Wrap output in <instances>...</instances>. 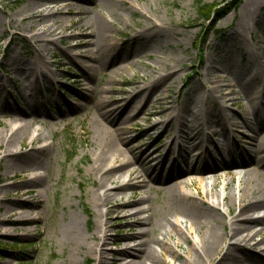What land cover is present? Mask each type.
Instances as JSON below:
<instances>
[{
  "label": "rangeland",
  "instance_id": "374dc122",
  "mask_svg": "<svg viewBox=\"0 0 264 264\" xmlns=\"http://www.w3.org/2000/svg\"><path fill=\"white\" fill-rule=\"evenodd\" d=\"M115 1L106 6L99 0H0V245L9 249L0 264H99L100 252L103 264H134L121 252L140 240L156 254L155 264H185L193 259L191 244L164 231L178 223L191 242L201 234L174 201L169 182L182 183L183 192L198 199L200 179L205 194L216 184L218 193L235 197L233 215L240 211L247 170L264 194V170L243 151L256 155L252 138L264 139V0H243L236 9L230 8L236 0ZM223 7L229 13L216 20L215 11ZM100 19L106 30L99 31ZM90 34L99 37L98 45ZM219 105L225 118H237L226 128L210 122ZM121 106L124 112L109 124L105 112ZM164 110L174 111L170 121L177 115L202 131L207 141L200 151L207 149L218 163L228 159L226 167L175 177L173 159L183 167L179 157L186 155L192 168L204 167V160L197 163L196 148L183 142L177 120L154 128L166 123L164 115L155 114ZM193 112L200 116L195 123ZM25 122H31L29 133L8 151L2 140ZM114 127H128L130 146L162 160L132 167L142 177L131 190L116 191L131 179L127 169L101 188L96 162L110 140L105 128ZM225 141L232 143L231 156ZM15 163L22 167L14 169ZM162 175L170 181H149ZM40 176V182L30 183ZM142 181L149 183L139 187ZM106 191L115 194L110 202L104 200ZM142 199L141 206L122 208ZM220 204L227 213L228 206ZM140 208L151 212L134 216ZM253 216L263 217L264 211L243 218ZM224 222L227 238L214 264L221 259L227 264L233 256L236 264H264L263 227L234 237L232 217L226 214L221 226ZM249 233L257 236L245 254L230 250ZM136 234L142 237L133 239Z\"/></svg>",
  "mask_w": 264,
  "mask_h": 264
},
{
  "label": "bare ground",
  "instance_id": "6f19581e",
  "mask_svg": "<svg viewBox=\"0 0 264 264\" xmlns=\"http://www.w3.org/2000/svg\"><path fill=\"white\" fill-rule=\"evenodd\" d=\"M102 1L103 5H108V1L111 2H117L115 0H99V2ZM124 1V0H123ZM98 2V0H97ZM101 4V3H100ZM80 9L79 11H81ZM87 13V12H85ZM98 20V19H97ZM106 24L104 23V20H99V31L106 30ZM50 32L52 30H49ZM98 35V34H97ZM93 39V44L97 42V45L99 43V37L94 34L89 35V40ZM96 40V41H95ZM148 91L146 92L147 95L145 96V102L147 103L148 100L150 99V96L152 94V91L154 90V87L149 86ZM151 92V93H150ZM122 101V100H121ZM117 103H120L119 101H116ZM154 104H157L160 102V99L157 97L155 101H153ZM124 106H121V108L117 109H109L107 112H105V117L107 121L110 122L111 117H116L120 116L119 110H122L124 112ZM225 108L222 105L218 106V109L212 113V117L210 119V122L212 124V127H216L218 125H221L223 128H226V125L228 123H231L233 120H237L233 115L229 116L228 118L224 117L225 114ZM159 117L164 115V118H167L166 123L165 122H160L154 126V128H163L165 124H170L172 121H178V130L179 133L182 134L183 142H186L190 146H194L193 148L195 149V152H197L196 156H198V161L204 160L203 165L204 167L198 168L197 166L192 168L189 167L188 161L184 159L186 155H181L179 158L182 159V162L184 165L178 166V158L173 159L172 161V169L171 170H176V176L178 178H181L180 175H189V174H202L204 172H210L214 171L218 168H223L226 167V164L228 163V159L221 158V162L218 163L219 161L216 160V157L212 155L210 151L207 149L205 151H200V147L207 141V139H204V133L202 131H197V129L194 127V125L188 124V121H180L181 117H173L170 121V117L172 114H174V111H168L164 110L162 113H155ZM116 115V116H115ZM192 118H193V123L197 122L199 120V114L197 112L192 113ZM124 119V118H123ZM184 119V117H183ZM118 120V119H117ZM115 119V121H117ZM18 122L14 123L13 128H16L18 125ZM113 122V120H112ZM125 123V119H124ZM31 128V122H25V125L20 126L17 128V132L12 135L10 139L5 138L2 140V144H4L7 147V150L14 146L16 143H19L21 146V143L24 139L25 136L29 133ZM107 130V135L110 136V140L106 142L104 145L105 149L103 148L101 155V158L99 161L96 162L98 165V171L103 173L102 177V184L101 188H106L107 182H111L112 179H115L117 175L119 174V178L122 177V174L125 169H127V172L131 176L130 180L128 183H124L120 186L117 187L116 191H125V190H131L136 187V185L133 183L134 181L140 180L142 177L140 172H134L132 170V167H136L138 164L140 167H142L143 164H149V163H162V160H151V156L148 154V150H141L140 148H135L130 146L131 144V139L127 137V133L129 131V128L123 127V128H115L114 130H111L109 128H105ZM203 140V141H202ZM252 141H254V149L251 150L253 151L256 155H252L250 153V150H243L246 153V156L248 157L249 161H253L255 166H257L258 169H263L264 170V158L256 159L258 158V154L260 153L261 148L264 146V139L262 137H254L252 138ZM206 144V143H205ZM223 146L226 147L227 152H229V156H231V146L232 143L225 141L223 143ZM219 146H217L218 148ZM44 151V150H41ZM39 151V152H41ZM194 152V151H193ZM194 154V153H192ZM191 154V155H192ZM195 156V157H196ZM103 158V159H102ZM105 161H112L109 165L104 163ZM242 163V161L240 162ZM253 164V165H254ZM180 165V164H179ZM19 167H22L21 164L15 163L13 164V168L17 169ZM238 167L241 169L243 168V164H238ZM180 169V170H178ZM250 170H247L245 173V176L243 177V180L241 181L243 187L240 189V211L236 215H233L232 209L237 205L236 201H234L235 197L233 195L229 194L225 195L224 192L218 193L216 191V184H213V189L208 191L206 194L200 191L201 184H202V179H200V182H198L196 185L199 187L197 190V194L199 195L200 199L190 196L183 192V188L181 187L182 183H178L177 181L173 180L169 182V189L173 191V199L176 203H178L182 209L181 211L185 210V214L188 216L189 219H191L192 224L195 226L196 224L198 225V229L200 231V237L199 240L196 242H191L190 239L186 236L184 233L183 229L181 226L176 223L173 228H171L170 231H164V235L168 234V237L172 239L173 233H178L182 239L185 240V242H189L192 247V251L194 252L193 254V259L187 258L185 259V264H214L215 261V256L218 250H221L223 248L222 244L227 238L226 232V223L224 222L221 226V219L224 221L226 214L228 216L232 217V222L230 223V228H231V233L232 236L236 237L240 234L241 230H246V231H251L252 228L255 226H261L264 229V216L263 217H247L243 218V216L247 212H262L264 211V194H259L257 184H255L254 180L250 177L247 178L251 173ZM213 174V173H209ZM42 178L40 177H35L30 183H38L40 182L38 179ZM150 182H154L157 184H163L166 183L170 180L165 179L164 175L161 177L158 176H151L149 179ZM146 181H142L143 186L139 187H146L148 183H145ZM177 182V183H176ZM150 189H153L149 185ZM181 190L180 194H177V191ZM113 193V194H112ZM114 192L112 191H106L104 193V200L105 202H110L111 197L114 196ZM235 196V195H234ZM210 199L213 200V202H210ZM146 199H142L139 202L135 201H128L127 203H124L122 205V208H130L134 205L136 206H141L144 204ZM218 200V204L216 201ZM221 201L223 204L228 206V211L227 213H224L221 209ZM231 203V204H230ZM151 212L150 209H145V208H140L137 213L134 214V216H138L139 214H146ZM22 222L25 221L23 218L19 219ZM145 220V219H143ZM19 221V222H21ZM220 229L223 230V232L220 231ZM193 230V226H191V230ZM256 234H251L249 233L247 236L242 237L240 240L236 241L235 243L229 245L230 250L233 249L237 253H244L247 251V245H249L251 242L255 240ZM136 240H139V238L142 237V234H136L134 236ZM98 238L101 239V237L98 236ZM146 242H143L140 240L139 244H137L135 247H132L130 249H126L121 252L122 255H127V258H131V263L134 264H140V262H134L133 259L140 257L141 259H144L147 264H155L156 261H158L156 254H154L153 251L149 250L147 251L146 247L144 246ZM152 245V244H151ZM177 247L179 245L176 244ZM147 246V245H146ZM148 247H150L148 245ZM171 250H173L172 247H170ZM169 249V250H170ZM227 253L224 255L226 256ZM179 256V255H178ZM229 256V255H227ZM226 259H221L217 264H222ZM105 261L104 253L100 252V257H99V264H103ZM238 261V258L236 256H233L229 263L227 264H236Z\"/></svg>",
  "mask_w": 264,
  "mask_h": 264
},
{
  "label": "trees",
  "instance_id": "16d2710c",
  "mask_svg": "<svg viewBox=\"0 0 264 264\" xmlns=\"http://www.w3.org/2000/svg\"><path fill=\"white\" fill-rule=\"evenodd\" d=\"M243 0H236L235 3L232 2V4L230 5V8L236 9ZM234 3V4H233ZM21 3H17V6H19ZM203 7V6H202ZM230 9L227 8H219L215 11V15H216V20H219L222 17L227 16V14L229 13ZM210 15V14H209ZM74 155H71L70 157H68V160L70 161L73 158ZM30 247V246H27ZM17 248H15L14 250H16ZM8 247H6L5 245H0V262L2 261V258L6 255Z\"/></svg>",
  "mask_w": 264,
  "mask_h": 264
}]
</instances>
